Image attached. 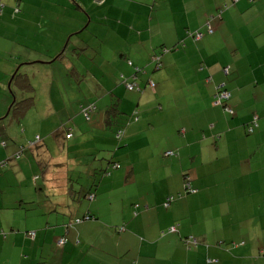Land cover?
Segmentation results:
<instances>
[{
    "label": "crops",
    "instance_id": "1",
    "mask_svg": "<svg viewBox=\"0 0 264 264\" xmlns=\"http://www.w3.org/2000/svg\"><path fill=\"white\" fill-rule=\"evenodd\" d=\"M93 1L96 10L88 14L96 20L95 35L85 39L99 46L90 50L79 40L78 56L99 60L100 89L86 99L95 106L89 118L82 106L81 113L87 121L95 113L122 130L118 142L108 137L123 167L117 162L108 179L88 190L89 204L75 205L70 226L56 214L65 210L66 197L75 199L72 179L69 186L62 182L44 211L39 172L27 173L28 196L16 208L0 204V264H264V39L252 48V38L240 34L249 27L236 21L238 5L247 1L224 0L222 7L216 0L212 8L201 0ZM81 18L63 28L68 43L91 23ZM197 31L200 39L193 36ZM262 34L264 27L255 36ZM157 43L164 46L161 53ZM86 65V71L93 68ZM220 84L230 91L225 103L215 101ZM113 106L119 114L109 120ZM67 134L73 138L71 128ZM23 152L15 151V158ZM169 195L175 199L166 205Z\"/></svg>",
    "mask_w": 264,
    "mask_h": 264
},
{
    "label": "rangeland",
    "instance_id": "2",
    "mask_svg": "<svg viewBox=\"0 0 264 264\" xmlns=\"http://www.w3.org/2000/svg\"><path fill=\"white\" fill-rule=\"evenodd\" d=\"M215 1L201 0V3L212 8ZM217 1L225 7L224 0ZM227 1L232 3V0ZM246 1L239 3L236 21L249 27L247 31L242 28L240 34L246 39L252 38L251 47L254 48L255 42L264 39V34L255 36L264 27V0ZM56 2L0 0V140L5 142L0 144V162L8 160L6 167L0 169V204L16 208L21 197L28 196L29 189L24 187L27 173L37 169L38 189H42L41 205L40 202L38 204L40 209L48 211L57 200V193L64 188L62 182L69 186V178L72 179L70 187L74 190L75 199L72 201L70 196L66 197L67 204L61 206V210H65L56 216L70 226L71 213L78 207L75 205L82 204V209L88 206L89 201L84 199L88 190L108 179L114 163L118 162L122 167L123 163L114 158L116 145H112L108 137L118 142L116 123L107 124L103 117L97 119L95 113L90 114L87 121L81 113V106L91 103L86 100L88 96H99L97 67L94 68L99 60L93 59L94 54H84L80 58L83 51L78 43L79 40L85 42L90 50L98 48L97 43L85 39L88 35H95L91 28L96 20L91 19L88 12L95 11L97 6L93 0ZM234 11L235 8L232 14ZM77 16L91 23L88 27L84 25L68 43L69 37L62 35L63 28L72 24V19ZM36 23L38 26L43 24L41 30L37 29ZM252 30H256L253 36L250 34ZM154 48L161 53L164 46L157 43ZM56 52L62 56L57 58ZM89 62L93 68L86 71ZM75 67H80V70L74 71ZM41 120L45 121L44 124ZM68 128L73 133L70 140L66 138ZM21 148H24V154L17 160L15 151L19 152ZM15 163L23 165L15 169L12 167ZM55 181H58V186ZM49 183L54 184L48 186ZM58 197L63 201V193ZM117 202L120 207V199ZM30 205L26 204L28 208ZM56 224H62V221Z\"/></svg>",
    "mask_w": 264,
    "mask_h": 264
},
{
    "label": "built area",
    "instance_id": "3",
    "mask_svg": "<svg viewBox=\"0 0 264 264\" xmlns=\"http://www.w3.org/2000/svg\"><path fill=\"white\" fill-rule=\"evenodd\" d=\"M97 1L100 2V0H97ZM0 13H2V7H0ZM207 30H208L209 33L212 32V28H211L210 26H207ZM193 36H194L195 39H200L201 36H202V33L197 31L196 33H194ZM155 61H156V66L159 67L160 64H159L158 59H157V60L155 59ZM128 64L131 65V61H128ZM135 69L137 70L138 68L136 67ZM126 86H127V88H128L129 90H133V89L138 90V86H137L135 83H127ZM149 86H150L151 88H153V87H154V83H153V82H149ZM230 96H231V95H230V91H228V90L224 87V84H220V85L217 87V91H216L214 97H215V101H216V103H225V102L229 99ZM94 108H95L94 105L82 106V112H83V115H84L86 118H89V113H90L91 111H93ZM224 108H225L226 111L231 112V109H230L229 107L225 106ZM121 135H122V130H121V129H118V130L116 131V137L120 139V138H121ZM69 137H70V134H67V135H66V138H69ZM38 139H39V138L37 137V140H38ZM166 154H167V155H172L173 152H172V151H167ZM113 167H114V168H118V167H119V164H118V163H114ZM187 191L190 192V193H194V192H195L194 189H192V188L189 187V184H187ZM93 197H94V195H93L92 193L89 194V196H88L89 199H92ZM173 199H174L173 196L167 197L166 200H165V204H166V205L169 204L170 202L173 201ZM80 220H81V219H77L76 221L79 222ZM175 228H176V226H173V227H171L170 230H174ZM29 235H30L31 237H34L35 232L31 231V232H29ZM63 242H64V239H60V240H59V243H60V244H62ZM187 242L190 243L191 245H196V244H197V239L194 238V237H189V238L187 239Z\"/></svg>",
    "mask_w": 264,
    "mask_h": 264
},
{
    "label": "trees",
    "instance_id": "4",
    "mask_svg": "<svg viewBox=\"0 0 264 264\" xmlns=\"http://www.w3.org/2000/svg\"><path fill=\"white\" fill-rule=\"evenodd\" d=\"M16 11H17V9H15ZM65 52V50H63L62 51V53H64ZM62 55L59 53V56L58 57H61ZM131 65H132V62H131ZM16 74L17 73H15V75L14 76H16ZM113 112V113H112ZM119 114V111L117 110V108L115 107V106H113V107H111L108 111H107V119H109V120H111L112 118H110V116L112 115V116H115V115H118ZM109 122H111V121H109ZM39 138V137H38ZM190 193V192H189ZM170 196H173V195H169V196H167V197H170ZM166 197V198H167ZM174 197V196H173ZM166 198H165V200H166ZM174 199H175V197H174ZM173 199V200H174ZM195 238V237H194Z\"/></svg>",
    "mask_w": 264,
    "mask_h": 264
}]
</instances>
